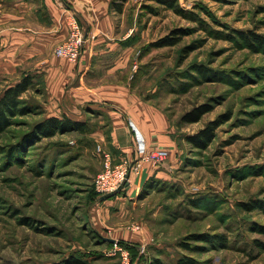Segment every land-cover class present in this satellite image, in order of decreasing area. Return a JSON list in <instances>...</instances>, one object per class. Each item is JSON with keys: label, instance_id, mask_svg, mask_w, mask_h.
<instances>
[{"label": "rangeland", "instance_id": "obj_1", "mask_svg": "<svg viewBox=\"0 0 264 264\" xmlns=\"http://www.w3.org/2000/svg\"><path fill=\"white\" fill-rule=\"evenodd\" d=\"M174 1L191 17L158 0H124L122 19L136 24L137 68L148 64L134 83L168 115L181 158L173 167L167 158L169 176L141 197L120 192L90 203L103 166L100 138L58 132L22 146L49 114L35 73L0 130V264H173L184 255L197 264H264L256 244L264 243L256 231L264 228V42L253 38L264 37V0ZM174 31V45H151ZM23 74L0 73V94ZM201 104L209 109L199 120L181 119ZM226 114L205 147L185 139ZM199 234L208 240L192 239ZM101 237H125L140 251Z\"/></svg>", "mask_w": 264, "mask_h": 264}, {"label": "crops", "instance_id": "obj_2", "mask_svg": "<svg viewBox=\"0 0 264 264\" xmlns=\"http://www.w3.org/2000/svg\"><path fill=\"white\" fill-rule=\"evenodd\" d=\"M113 1L0 0V73H37L48 98L47 117L99 119L101 125L91 126L85 134L100 138L102 151L113 160L132 162L138 150L163 148L169 152L167 164L173 167L181 152L169 117L132 84L139 50L129 39L136 24L124 26L125 6L118 10L121 0H115V5ZM71 15L85 32L77 61L54 53L69 34ZM164 163H146L145 178L169 176L161 168ZM109 199L99 196L95 202Z\"/></svg>", "mask_w": 264, "mask_h": 264}, {"label": "trees", "instance_id": "obj_3", "mask_svg": "<svg viewBox=\"0 0 264 264\" xmlns=\"http://www.w3.org/2000/svg\"><path fill=\"white\" fill-rule=\"evenodd\" d=\"M124 0H121L120 3L117 4L118 10L122 8V3ZM160 3L169 5L170 7L173 8L174 12L183 16V17H191L192 13L188 12L187 10L181 8L180 6H175V1L174 0H158ZM113 5H115V0L113 1ZM178 32L174 31L172 35L166 34L163 37L158 38L155 40L153 43H151L152 46L155 47H163V46H170L174 45L178 41ZM253 38H255V41L264 42V37H259L258 35H253ZM138 39L135 34L129 39L132 40V42H136ZM128 41V40H127ZM127 41H124L123 43H126ZM139 50V49H138ZM191 48L185 49L184 54L186 55ZM140 52V56L143 55V52ZM140 68L136 70V72L132 76V84H134V81L137 77H139L142 74H145L147 71L148 64L144 63ZM197 71H201V68L203 66L201 64H196L195 66ZM33 75L34 74H23L21 79L17 82H15L12 85H9L5 87L0 94V130H3L6 126L10 124V117L13 116L20 103H21V96L22 94L27 91L30 86L33 84ZM146 97L149 98L148 95ZM208 107L205 104L198 105L197 107L193 108L189 112L185 113L182 116V120L186 122H195L199 120V118L206 112L208 111ZM222 120H214L210 121L202 130H200L197 134L192 135V136H187L185 139L192 143L194 147H205L206 144L213 138L214 135V130L215 128L219 125L220 122L224 121L225 119H228L227 117L229 115H225ZM88 125L86 121H77L74 120L65 114L61 116H50V117H45L43 120L39 121L36 123L29 134H26L23 138V145L25 144H32L35 141H38L41 137H51L55 135L56 133H65V132H73V133H82L85 134V132L88 131ZM156 179L152 177H148L142 188L140 194H138V197H141L152 183H155ZM99 197L98 193L95 191L94 186H93V196L90 201V203H93L97 200ZM113 197V196H112ZM111 198V197H110ZM251 206H245L247 209L252 210L253 208L256 207V205L259 207V204H250ZM259 233L264 234V228H258L256 229ZM194 238L192 239H201V240H208L206 236L203 235H193ZM102 238V237H101ZM103 241H107V239L102 238ZM110 242V241H109ZM116 244L122 247L126 248H131L132 251L134 250H139L140 251V245L135 242H128L126 240L118 239L116 241ZM256 244L258 247L262 248L264 250V243L259 242L256 240ZM183 247L190 251H194L193 246H189L188 244H182ZM144 252V251H143ZM78 263V261H77ZM149 264H170L167 263L160 258H154L150 260ZM173 264H197V261L191 257V256H181L179 257Z\"/></svg>", "mask_w": 264, "mask_h": 264}, {"label": "built area", "instance_id": "obj_4", "mask_svg": "<svg viewBox=\"0 0 264 264\" xmlns=\"http://www.w3.org/2000/svg\"><path fill=\"white\" fill-rule=\"evenodd\" d=\"M84 40V29L77 17L71 15L69 34L66 39L55 46L54 53L69 61H77L80 58ZM99 150L101 149L99 148ZM103 155L102 169L96 174L93 181L95 191L99 196H102L116 191L122 186L120 192L133 197L138 195L146 180L147 167L145 164L158 166L168 158L169 152L163 148L138 150L137 156L132 162L126 160L119 163H113L110 153L104 152Z\"/></svg>", "mask_w": 264, "mask_h": 264}, {"label": "water", "instance_id": "obj_5", "mask_svg": "<svg viewBox=\"0 0 264 264\" xmlns=\"http://www.w3.org/2000/svg\"><path fill=\"white\" fill-rule=\"evenodd\" d=\"M128 175H129V174L127 173V176H128ZM121 188H122V186H120L116 191H113V192H110V193H107V194H105V195L100 196V199H106V198H110V197L116 195L117 193L120 192ZM105 239H108V240H110V241L116 243V240H115V239H112V238H105Z\"/></svg>", "mask_w": 264, "mask_h": 264}]
</instances>
